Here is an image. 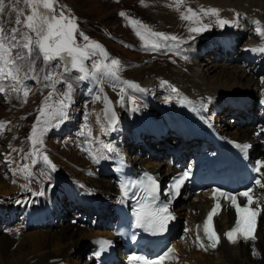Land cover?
Listing matches in <instances>:
<instances>
[{"label": "rangeland", "instance_id": "obj_1", "mask_svg": "<svg viewBox=\"0 0 264 264\" xmlns=\"http://www.w3.org/2000/svg\"><path fill=\"white\" fill-rule=\"evenodd\" d=\"M5 2L7 4L8 0H5ZM159 5L160 0H55L54 8L57 17L62 11L65 16L74 18L79 31H82L88 36L90 41H96L101 44L107 52L108 57L105 58L98 53L96 56L85 61V66L89 70V73H95L94 77L90 75L86 80L77 79V77L82 75L78 70H73L70 74L63 73L62 64L60 67H55L60 63L59 60L53 61L51 67L45 66L42 57H40L32 66L27 62H24L23 71L28 74L25 79L16 82L11 80L0 81V87L3 88V91L0 92V108L2 109V112H4V114H0V124L3 126L2 131H0V177L8 183H10L11 180L16 183L15 178L19 174L18 172L15 173V171L20 167L25 169V164L28 166L27 169H25L26 176L20 177L19 189H16L15 191L13 190L9 194L0 192V243L4 237V232L7 231V229L11 228V232H15L16 227L22 225V229L18 235L16 233L13 235L16 242L10 247V249H12L11 251H14L15 254L19 255L17 249L19 246L23 249L24 247H28L25 242L27 235L39 236L40 231L43 233H47L48 231L55 237L61 238L63 234L66 235L65 232L67 231L68 226L76 231V225L84 226L85 223L92 220L93 215L89 213V218L84 220L79 218L80 220L77 221L76 217L78 212L79 214L81 212L83 215L87 214L82 212L81 208L80 210H76L77 206L75 204L80 205L78 201L80 202L84 196L98 200V194L101 193L95 189L87 190L85 184L82 185L75 182L74 179L71 178V175H69V168L71 170L76 168L84 169V172L82 173L87 175L91 174L96 168V164H92V162L88 160V157L84 152V146L82 147V145H80L79 142L81 140L79 139V136L81 134L91 133L90 142L94 137V112L97 110V103L99 101L95 99V96H100L101 92L99 89L101 87L108 88L107 90L110 91V95H113V101L121 118H123L126 113L130 114L132 118L128 120V123L126 124L127 127L124 128L126 131L124 138L126 150L135 158L146 160L148 164H155L164 159L169 161L166 144L163 146L161 145L156 149L160 150V156H149L148 152L150 153L152 148L149 150L148 148H144L142 146V139L141 142H136L140 140V136H136L135 131L132 129V124L138 122L142 126L149 127L154 132L158 130H166V128H163L169 123L172 124L175 113L172 108L166 104L155 102V98L152 97H150L152 98V101H149L148 98L143 97L144 93L137 91V88L129 87V84L126 82H132L138 85L139 88L148 89V87L142 86V83L147 76H133L137 71V68L145 67L147 65L150 66L157 62H164L163 60H168L171 63L177 61V63L179 62L178 64L180 67L184 68V63H189L188 58H192L190 56L191 53H189V50L192 48V46L190 47L192 44L190 42L203 39L202 44L206 43V45H200L201 47H199L205 52H203V54L201 52L199 55L201 57H197L199 60H196L191 66H193V68L198 66L203 67L206 60L216 63L217 69L212 75L213 78L209 80L211 84L217 82V79L222 76L224 70L229 72V70L234 71L235 69H238L236 63L240 62L241 59L239 57L237 58L236 55L242 53L241 47L243 45H240V48L236 50L232 48V52L222 49L221 45L218 48H212L211 46L213 44H211V42H213L215 38L214 33L204 34L208 33L206 32L208 30H205V32L190 31L191 28H197L195 25V22H197V19L195 18L196 16H190L193 19H182V16L188 15L184 9H179L177 18L176 16L171 15L173 17L171 20L170 10L168 9V7L171 6V2H166L167 9L165 11L169 14L166 13L164 18H162L159 15ZM15 7L17 10L23 9L25 15L30 14V10L24 3V0H20L19 4L15 5ZM121 12H124L125 15L121 16ZM195 14L197 15V13ZM15 18V13L10 12L7 9L3 16H0V24L3 25L5 33H8L12 27H19L22 32L27 31V29L23 27V24L19 26L15 24ZM21 20H24V16H21ZM178 22H181L182 24L191 23L192 25L190 24L186 27H181ZM203 25H205V23H202V27ZM233 27L234 25H230V27H228L229 30H226V34L236 35L237 33L233 30ZM137 31L141 33L144 37L143 39L137 35ZM153 33H164L168 37L175 36L176 40L172 41L170 39L169 41H163L162 38L152 36L151 34ZM29 35L35 38L34 33L29 32ZM76 39L78 44L83 45L88 43V41L83 40L79 35V32L76 35ZM154 42L160 44L159 50L150 49L149 46ZM183 43H185V48H183L184 45H181ZM187 45H189V47ZM206 46H209L207 50L204 49ZM21 51L22 50L19 48L13 49L12 56L15 57L16 53ZM111 59H117L120 61V66L116 73V77L118 78L105 75L104 69L97 71L94 68L93 61L110 64ZM183 59L186 60L184 61ZM18 63L20 62L18 61ZM52 69H55L56 77L61 79H65L66 77L70 78L65 79L64 83H56L53 87V82L44 79L46 75L52 72ZM259 70L263 71L264 69L261 67ZM157 72L158 70L154 69L149 73L150 77L153 76V78L151 77L152 80H155L158 77L157 75L159 74ZM262 76H264V71L262 72ZM160 77L162 78L160 79V82L162 83L163 77ZM97 80H99V84H97ZM67 83H72L73 85L70 92L71 101L70 108L68 109L69 118L58 127H52L46 132L43 136V144L35 146L39 152L36 155H33L34 147L29 140L31 128L33 124L36 123L37 117L41 116V107H44L45 112L47 113L54 109L60 100L64 99V93L69 91ZM243 83H245V81H243ZM46 85L48 86L46 87ZM25 86H27L28 90V96L26 98L23 95ZM240 90L245 91V89ZM235 91L239 92V90L236 89L228 91V93H236ZM50 92L52 93L51 96H49ZM232 96L231 98L229 96L221 97V99L216 96L219 102L216 111L217 113H215L213 118L217 120H214L216 124L219 122L225 124L227 131L236 132L243 129L249 119L245 113V120L239 119L238 124L237 122L232 121L231 118H234V116L231 113L235 111L238 112L242 106L238 105L237 107H231L228 104L229 106L223 107L226 108L225 110L229 111L224 112L225 114L222 112V114L218 115V112L222 109V105L226 100H228L229 103V100L233 99ZM121 97H123V99H121ZM132 97L136 98L135 105H138L137 111L132 110L134 106L131 100ZM248 98L251 104H253L254 109L251 110L248 106L250 110L249 112L254 114L255 111V115L258 116L256 106L258 103H261V97L256 93L254 94V97L251 96ZM235 100H245V98ZM65 102L67 103L68 101L66 100ZM148 106L153 112V117L151 116L150 118L146 117L147 115L142 116V114L148 112V108H146ZM219 117H222L220 121L218 120ZM44 119L45 117L41 116V123L37 125L38 128L43 126ZM53 123L55 124L56 121L54 120ZM146 142L151 144L147 140ZM83 145H85V143ZM155 148L157 147L155 146ZM88 149L90 150V147H88ZM43 155H47L56 165L55 171H52L49 166L42 162ZM33 159H37L40 162L33 166ZM101 159H107L105 153L100 157V160ZM110 160L112 162L111 158ZM10 161L14 163L12 166H10ZM66 169H68V174ZM108 170L109 169L107 168V171ZM40 192H43L44 194L46 193L45 196H43L44 194L41 195L42 199H32L35 197L34 194L40 196L38 195ZM196 196L197 195L194 194L192 197H184L179 205L185 202L194 201ZM22 199L31 203H25ZM71 200L75 201V204H73ZM196 200L200 201L198 198ZM29 205H31V207L28 210L31 213L28 212L29 215L27 217L25 211ZM15 211H21L22 213ZM95 214L96 212L94 215ZM180 219H184L182 235L185 234L186 231L191 233L193 231V228H191L192 224L187 221L186 216L183 215ZM30 223L34 225V228ZM90 228L96 231H102L101 228V230L93 227ZM106 231L108 230H105V232ZM70 236L77 240L76 235L71 234ZM19 239H22L23 242ZM82 243H84L85 246L83 249L78 244L74 245V248L76 249L75 251L80 253V256L73 251H69L62 258L65 264H87L85 256L88 257L91 250L86 247L88 245L87 243ZM190 244L191 247L195 246L193 239ZM179 257L181 258V256ZM206 261H209L210 264H221L220 257L218 256L208 258Z\"/></svg>", "mask_w": 264, "mask_h": 264}, {"label": "bare ground", "instance_id": "obj_2", "mask_svg": "<svg viewBox=\"0 0 264 264\" xmlns=\"http://www.w3.org/2000/svg\"><path fill=\"white\" fill-rule=\"evenodd\" d=\"M166 2H171V6L168 7V9L170 10L171 20L173 19L172 16H176L177 18L179 9H184L188 16H192V17L196 16L195 18L197 19V22H195V25L197 27L198 26L202 27V23L208 25L209 28H207L208 31H206L208 33H204L205 31L203 33L215 34V38L213 42H211V44H213L211 46L212 48H218L220 47V45L222 49L230 45L232 46L231 49L233 48L236 50L240 48L238 44H240V42H243L245 39H247L248 35H252V32L249 30V25L253 26L255 34L247 41L256 40V42H260L262 44V47L264 48V37H261L256 31L257 28L264 30V0L263 1L262 0H183V1L160 0V5L158 9L160 11L159 15L162 18H164V15L166 13L169 14L167 11H165L167 9ZM210 8H216L219 10V12L217 14H211L207 11ZM189 9H191V12L189 11ZM195 13H197V15ZM218 19H227L231 23L221 27L217 23ZM253 22L255 23L253 24ZM178 23L181 27L182 26L186 27L191 24V23L182 24L181 22ZM230 25H234L233 30L237 33L236 35L226 34V30H229L228 27H230ZM233 41L238 42V44L234 45ZM202 42L203 39L201 40L198 39V40H194L193 42H190L192 43L190 45V47L192 46L190 50L191 53L190 56L192 58L190 57L188 58L189 63H184L185 64L184 68L180 67V65L178 64L179 62L177 63V61H175L174 63H171L168 60L166 61L163 60L164 62H159V63L157 62L150 66L147 65L145 67L137 68V71L134 73L133 76L135 77H141L142 75L147 76L144 79L142 86L148 87L149 90L145 89V91H140L147 93L149 97L147 96L145 98H148L149 101H152V98H155L154 99L155 102H159L160 104H166L167 106L171 107L175 113L174 120H180L181 118H186L185 111L182 109L179 103V98L182 92L188 94V96L192 99L199 100L201 104L206 108L207 112L209 113L210 117L213 120H215L213 117L215 113H217L216 111L218 108L219 97H220L219 99H221V97H228V96L231 98V96L233 95L232 96L233 99H244L245 98L244 95H247L248 97L251 96L254 97V94L258 93L259 96L261 97L260 102L263 108L264 107V82H263L264 76H262V72L264 70L261 71L259 69L261 67H263L264 69V65L251 61L252 56H250L249 54H244L245 52L242 49V53L240 55L239 54L236 55V57L237 58L239 57L241 61L236 63V67L238 69L234 70L235 73L232 70H229V72L224 70V73L222 74V76H220V78L217 79V82L215 84H211L209 80L213 78L212 75L217 69L216 63L210 60H206L203 67L198 66L196 68H193V66H191L192 64H194V62H196V60H199L197 57L200 55V53L202 52L203 54V52H205L202 50V48H200L201 47L200 45H206V43L202 44ZM242 45L244 46L245 43ZM187 46L189 47V45ZM183 48H185V46ZM208 48L209 46H206V48L204 47V49L206 50ZM231 49H228L229 52H232ZM200 57L201 56H199V58ZM242 61H243V65H242ZM260 62L264 63V61H260ZM154 69L158 70L157 73L159 75H157L158 77L155 80H152L151 77L153 78V76L150 77L149 73H151ZM160 76L163 77V81L164 79H166V81H168L169 84L168 85L162 84L160 82V79H162ZM243 81H245V83H243ZM174 85L177 86V90H178L177 93L172 92V87ZM236 89L239 90V92L235 91L236 93H228V91L236 90ZM240 89H245V91H242ZM137 91L139 90L137 89ZM216 96L218 98H216ZM207 98H211L210 103H207ZM245 100L247 102L237 112V116L239 117V119L245 120L244 118L245 113L249 118L246 126L243 129L233 132V131H227L225 127L226 125L223 124L222 122H219L220 124L217 123L216 125L219 126L223 134L226 135L227 137L233 139H243L249 142L251 145H254L255 146L254 153L258 155H263L264 158V154L260 149L261 138L255 136L254 134V129H255L254 122L260 119L259 118L260 114L258 113V116H256L255 111L254 114H251L249 112L250 110L247 105H249L251 110H254L253 104H251L250 101L248 102V99ZM102 106H103V102L101 98L97 103V110L94 112L95 134L91 142L98 145L96 146V151L99 157H101L103 153H105L107 159H101L99 164L95 163L96 168L91 172V174L88 175L82 173L84 172V169L76 168L71 170L69 168V175H71V178L74 179L75 182L82 185L85 184L87 190L95 189L101 193L98 194L99 195L97 197L98 200L85 196L80 200V205H82L81 211L87 214V215H83L80 212L79 218L83 220L89 218L90 216L88 215L89 213H91V215L94 216V213L97 211L96 209L98 205L99 208L101 209L100 215L104 217L107 211L111 210V206L116 203L115 196L118 194V190L116 184L113 181L115 168L113 161L111 162L110 160V158L112 159L113 154H120L124 157H129L130 162L134 168H138L139 170H144V171L148 170L152 172L159 179L169 175L170 173L179 171V169L176 168L174 165H172L170 161L165 159L155 164L152 163L148 164L146 160L133 157L131 153L125 150L126 148L124 141L126 135V131L124 128L127 127L126 124L128 123V120L131 118L130 114L126 113V115L120 119V122H118L117 130L111 131L103 116ZM0 114H4L1 108H0ZM221 119L222 117L218 118L219 121ZM181 122L183 121L180 120V123ZM167 126L168 125H166V127H164L163 129L167 128ZM185 128H186L185 125H181L179 129L184 132ZM100 146L104 148L101 149V151L99 150ZM91 149L93 148L91 147ZM121 150L122 151L125 150V151L121 152ZM13 164L14 163L10 161V166H12ZM107 168L110 171L109 170L107 171ZM66 170L68 174V169ZM262 171L264 174V166H262ZM16 172H18L19 174L15 178L16 183H14L13 180H11L10 183H8L2 177H0V192L9 194L13 190L15 191L16 189L20 188L19 187L20 177L22 176L25 177L26 171L23 167H20L17 171H15V173ZM181 194L178 197V202L176 204V211L181 217H183V215L186 216L187 221H189L192 224L191 228H193V231L191 233H188L186 231L185 234L182 235V238L180 237L179 239L176 240V242H174V247L177 252L176 255L181 256V258H179V260H175L173 256L171 263L177 264L180 262L189 261L192 264H210L209 261L207 262L206 260H208V258L218 256L220 257L221 264H264V230L263 229H261L258 232L257 234L258 241L256 242L250 241L239 244L230 243L225 233L228 230V228L234 225L236 216H235V212L232 209H229L228 212L224 211L220 216L214 218V229L219 235V240L217 246L213 248L211 247V244L208 241L203 231V222L206 219L207 213L211 210L212 198L209 197L208 194H200L195 197L194 201L185 202L179 205L180 201H182L184 197L188 196V195L181 196ZM51 197H52V193H51ZM197 198L200 199V201H197L196 200ZM30 207L31 205H29V207H27V210L25 211V215L27 217L29 215L28 212H30L28 210L30 209ZM79 218L76 220L77 221L80 220ZM75 227L77 228L76 231L74 229L72 230L68 226L67 231L65 232L66 235L63 234L61 238L55 237L53 234L49 233L48 231L47 233H43L42 231H40L39 236L27 235L25 242H26V246L28 247L27 248L24 247L23 249L21 246H19L17 248L19 255L15 254L14 251H11L12 249H10V247H12L13 244H15L16 242V239L13 238V235L15 233L18 235V233L22 229V225L17 226L15 232H11V228L7 229V231L4 232V237L0 243V264H65L62 258L69 251L70 252L73 251L80 256V253H77L75 251L76 249L74 248V245L78 244L83 249L85 246L84 243L82 242L87 243L88 245L86 247L91 250V253L88 256V261L86 263L103 264V262H101L95 256L94 248L91 244V239L95 235L101 232L96 231L90 227L87 228L83 225H76ZM71 234L76 235L77 240L73 239V237L70 236ZM179 235L181 236V230ZM197 235L199 236V239H197ZM192 239L195 242L194 244L195 246L193 247H191L190 244ZM19 240L21 241L22 239ZM89 241H90V245H89ZM21 242H23V240ZM253 248H255L256 251L259 253L258 255L256 256L252 255Z\"/></svg>", "mask_w": 264, "mask_h": 264}, {"label": "snow or ice", "instance_id": "obj_3", "mask_svg": "<svg viewBox=\"0 0 264 264\" xmlns=\"http://www.w3.org/2000/svg\"><path fill=\"white\" fill-rule=\"evenodd\" d=\"M20 0H8L7 4L5 0H0V16H3L6 9L10 12L15 13V24L17 26L23 24V27L27 31H21L19 27H12L8 33H5L3 25L0 24V81L11 80L13 82L23 80L27 77V73H24V62H27L30 66L35 64V61L42 57L44 65L51 67L53 61L59 60L60 63L55 67H60L63 65V73L70 74L73 70H78L79 73H82L77 79L86 80L90 75L93 77L95 73H89V70L85 66V61L91 59V57L96 56L98 53L100 56L105 58L108 57L107 52L101 44L96 41H90L89 37L86 36L82 31H79L78 25L75 22L74 18H70L64 15L61 11L59 16L55 14L54 3L55 0H24V3L28 6L30 14L25 15L23 9L17 10L15 5L19 4ZM191 12V9H189ZM211 14H217L219 12L216 8H210L207 10ZM121 16H124L125 13L121 12ZM21 16H24V20H21ZM190 16H182V19H191ZM217 23L223 27L231 23L227 19H218ZM208 25H203V27L191 28L192 32H202L207 30ZM257 33L264 37V30L257 28ZM29 32L35 34V38L29 35ZM79 32V35L83 38L84 41H88L86 44H78L76 35ZM137 35L143 39L139 31ZM154 37L162 38L163 41H172L176 40L175 36L168 37L164 33H153L151 34ZM14 41V43H13ZM7 45V46H6ZM151 50H159V43H152L150 46ZM19 48L22 51L17 52L16 56H12V50ZM26 50V51H23ZM252 51H259L264 53V48L250 49ZM18 61L20 63H18ZM70 65V66H69ZM94 68L97 71L104 69L105 75L116 77V73L120 66V61L117 59H111V63H99L93 61ZM70 77H66L68 79ZM118 78V77H116ZM45 80L51 81L52 86L54 87L56 83H64L65 79H61L55 76V69H52V72L44 77ZM129 84V87L137 88L139 91H145L143 88H139L138 85L132 82H126ZM164 85H168V81H162ZM99 84V80H97ZM48 85H46L47 87ZM73 85L72 83H67L68 92L64 93V99L60 100L57 106L45 112L44 107H41L40 114L44 116L43 126L38 128L37 125L41 123V116L37 117L36 123L33 124L31 128V135L29 140L31 141L34 152L33 155H36L39 150L35 148L37 145L43 144V136L49 131L52 127H58L60 124L65 122L69 118L68 109L70 108L71 96L70 92ZM100 92H103L104 89L101 87ZM123 90V89H122ZM3 91V88L0 87V92ZM173 93H177L178 90L173 87ZM23 95L26 98L28 96L27 86L23 91ZM52 93H49L51 96ZM47 99V98H45ZM95 99L99 100L101 97L99 95L95 96ZM123 99V97H121ZM135 97H132L133 102V111L138 110V105H135ZM68 101L67 103L65 101ZM105 103V116L108 121V127L111 131H116L118 128V117L115 111L107 107L111 101L105 95L103 97ZM211 102V98H207V103ZM195 110V109H194ZM56 121L54 124L53 121ZM2 124H0V131H2ZM261 132H264V129H261ZM260 133H257L259 135ZM91 136V133H89ZM237 148H249L250 145L236 144ZM110 151V148H109ZM92 155V153H89ZM95 162H99V155H93L92 157ZM38 162L37 159L32 160L33 166ZM42 162L49 166L52 171L56 170V165L50 160L47 155H43ZM264 166V160H257L253 166V171L260 173L261 167ZM27 169V164L24 165ZM191 169L183 171L179 176H177L169 190L167 195L172 199H175L180 195L181 188L186 183L187 179L190 177ZM145 180H133L127 184L122 182L120 188L124 196H128L129 192L127 188L129 186L140 185L143 192L147 193L148 197H151L153 205L155 201L159 199V184L155 177L144 173ZM264 178V177H262ZM255 185L259 188H264V183H261V179H256L254 181ZM43 192L38 193V195H43ZM213 195L217 197H223L228 200L232 207L236 209L237 220L235 226L225 233L227 239L235 244L240 239L244 241H255V231L257 227V218L259 215L264 214V212L258 211L257 207H253L254 204H259V202L264 201V196H254L253 188L249 187L244 191H240L237 194H233L228 191H222L220 188L213 189ZM238 197L246 198V203L241 207V204L237 202ZM221 205L219 199L217 203L212 207V209L207 213L206 219L203 222V231L208 241L211 244V247L215 248L218 244V234L214 229V216L217 214ZM136 226L140 228H147L152 231L158 230L159 232L167 231L168 225L174 217L169 212V204L163 202L158 206L153 208H147L145 205H141V210L136 212L135 215ZM135 239V237H133ZM197 239L199 236L197 235ZM111 241L101 240L99 241L100 248L95 253L96 257H99L103 251H106L104 245L111 246ZM173 252V249L169 247L163 255L158 256L155 260L148 259L143 255L132 254L127 257L129 264H161V262ZM259 253L255 248L252 249V255L256 256Z\"/></svg>", "mask_w": 264, "mask_h": 264}, {"label": "water", "instance_id": "obj_4", "mask_svg": "<svg viewBox=\"0 0 264 264\" xmlns=\"http://www.w3.org/2000/svg\"><path fill=\"white\" fill-rule=\"evenodd\" d=\"M105 95H106V96L109 98V100L111 101V103H110L107 107H110V108H112V109L115 111V113H116V115H117V117H118V120H119L118 113H117V111H116V109H115V107H114V105H113V103H112V100H111L109 94L104 90V91H103V97H104ZM105 107H106V106H105V103H104V107H103L104 115H105ZM105 118H106V116H105ZM106 120H107V118H106ZM107 122H108V121H107Z\"/></svg>", "mask_w": 264, "mask_h": 264}]
</instances>
